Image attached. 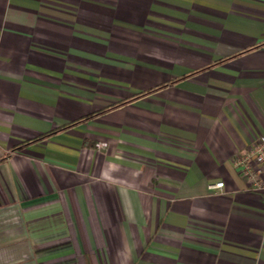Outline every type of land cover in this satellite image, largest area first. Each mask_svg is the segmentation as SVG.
<instances>
[{
  "label": "crops",
  "instance_id": "obj_1",
  "mask_svg": "<svg viewBox=\"0 0 264 264\" xmlns=\"http://www.w3.org/2000/svg\"><path fill=\"white\" fill-rule=\"evenodd\" d=\"M261 133L264 0H0V264H264Z\"/></svg>",
  "mask_w": 264,
  "mask_h": 264
},
{
  "label": "built area",
  "instance_id": "obj_2",
  "mask_svg": "<svg viewBox=\"0 0 264 264\" xmlns=\"http://www.w3.org/2000/svg\"><path fill=\"white\" fill-rule=\"evenodd\" d=\"M235 166L243 170L244 175L252 177L256 182V188L261 193L264 199V133L255 137L251 146L242 151L241 155L233 159ZM250 162H253L256 169L251 170ZM260 179H257L258 176ZM224 182L220 181L211 184V187H222Z\"/></svg>",
  "mask_w": 264,
  "mask_h": 264
},
{
  "label": "trees",
  "instance_id": "obj_3",
  "mask_svg": "<svg viewBox=\"0 0 264 264\" xmlns=\"http://www.w3.org/2000/svg\"><path fill=\"white\" fill-rule=\"evenodd\" d=\"M51 132H54V131H51ZM50 134V133H49Z\"/></svg>",
  "mask_w": 264,
  "mask_h": 264
}]
</instances>
